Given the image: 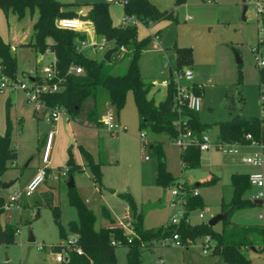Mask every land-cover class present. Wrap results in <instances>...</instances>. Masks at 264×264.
I'll list each match as a JSON object with an SVG mask.
<instances>
[{"label":"rangeland","instance_id":"374dc122","mask_svg":"<svg viewBox=\"0 0 264 264\" xmlns=\"http://www.w3.org/2000/svg\"><path fill=\"white\" fill-rule=\"evenodd\" d=\"M58 1L64 4V10L81 14L90 9L91 3L103 0ZM151 1L157 3L155 0ZM258 2L264 5V0H245L247 9L243 19L241 0H186L181 5H176L175 0H163L162 7L158 4L159 7L174 9L176 21L162 20L149 25L137 23L138 37L143 38L148 34L159 36L156 41L159 47H155L156 43L152 39L150 47L138 57L139 69L144 79L156 81L160 86V91L155 95L157 102L163 100L165 95L162 80L169 77V68L176 67L174 48H192L193 61L189 65L193 73L192 80L188 81L176 73L174 80L178 85L189 89L193 85L200 87L202 107L198 115L209 126L206 134L212 142L217 141L216 122L231 120L236 115L250 118L262 114L264 87L260 86L256 58L264 56L262 48L256 49L263 39L264 15L258 10ZM108 7L112 23L121 25L124 17L123 4L110 3ZM15 22V19L11 21L10 28L0 9V36L12 44L16 36L20 37L17 33L13 35L14 32L19 31L21 36L25 33L27 39L31 33L32 22L29 19L23 20L19 25ZM62 23L77 26L75 20ZM57 24L61 26L60 19ZM82 29L78 31H83ZM94 35L93 29L87 31V45L82 46V51L89 58L101 60L109 49V44L103 50L98 49L92 44V40L96 38ZM15 47L17 70L16 79L12 80L17 82L13 84L25 83L32 86V78L36 75L43 81L46 76L44 69L53 60V55L46 53L39 60V54L34 48L20 43ZM127 63V59L121 61L113 72H123ZM160 71H164V74ZM155 89L156 87L153 92ZM104 105L102 100L99 104L101 111ZM92 108L94 100L88 98L76 117L63 112L60 133L55 135L56 143L59 139L58 146L54 142L51 166L45 182L37 195L29 199V205L16 202L9 206L10 196L16 190L24 188L23 183L29 173L43 165L45 145H41V138L54 125L49 122L47 111H36L34 104L28 102L24 90H12L9 87L0 91V133L10 129L11 143L18 151L17 159L7 161V167L0 173V224L14 225L19 230L14 235V242L0 243V264H56L57 253L53 251L54 248L76 238L75 227L79 223V217L76 208L70 203L67 186L69 173L66 163L70 153L81 167L73 175L75 189L84 203L92 208L96 216V229L107 224L102 216L104 209L109 210L116 218L130 211L131 206L125 199L127 195L134 201L137 213L143 215L144 227L157 228L170 224L175 211L170 205L173 185L164 188L157 184L158 156L151 148V135L144 139L141 136L146 130L139 128L133 92L130 90L127 93L125 105L118 115L120 128L117 131L111 132L89 121L88 111ZM109 109L111 108H107L103 114ZM157 138L163 142L168 171L176 179L183 180L189 190L195 189L203 199V208H208L204 218L198 216L200 208L189 211V215L192 212L194 222L208 223L212 217L223 213V204L230 203L233 198L232 173L257 170L264 172V166L244 162L245 157L262 151L258 143L238 144L235 147L238 149L237 153H226L213 145L208 150L201 151L198 168L182 170L181 146L176 138H169L165 134ZM87 154L95 162H102L101 183L94 180ZM211 178L215 179L212 183L201 184ZM10 182L14 183L9 188L2 186ZM261 191L264 192V186H251L244 197L253 199ZM56 206L58 212L55 211ZM232 221L264 226V203L237 211L232 216ZM215 229H222V222L215 225ZM30 234L34 236L33 241L29 240ZM203 242L204 238L200 237L188 249L176 246L173 239L167 245L156 243L151 249L143 251L142 264H225L218 256L211 255L210 250L205 254ZM40 245L44 248H40ZM244 251L251 259L250 264H264V245L260 252L251 249ZM126 253L125 246L116 247L117 264H127Z\"/></svg>","mask_w":264,"mask_h":264},{"label":"trees","instance_id":"16d2710c","mask_svg":"<svg viewBox=\"0 0 264 264\" xmlns=\"http://www.w3.org/2000/svg\"><path fill=\"white\" fill-rule=\"evenodd\" d=\"M185 2L186 0H175L176 5ZM123 7L124 15H133L139 22L147 25L162 20H177L174 9H162L151 0H126ZM0 9L3 10L10 28L11 21L14 19L18 25L25 19L32 22L31 33L28 39L26 37L27 40L21 44L34 48L38 53L45 54L49 51L56 56L57 75L53 81L58 82L60 89L43 93L42 97L48 107L60 104L74 118L80 113L87 99L93 98L94 108L88 111V119L101 126L100 102L103 100L104 104L108 103L118 119L125 105L127 93L131 90L137 106L139 128L146 130L147 135H151L153 138L151 148L158 156L157 184L166 188L178 181L167 169L162 149L163 142L157 137L165 134L169 138H177L180 133L189 131L191 138L201 140L209 128L200 120L198 111L191 110L187 106L186 100L181 99L180 106L177 105L176 95L178 93L174 72L182 71L184 67L192 64L193 51L190 46L174 48L176 67L172 68L173 74L166 87L164 99L157 102L155 95L160 89L156 88L153 92L154 85L144 79L138 65V57L143 50L150 47L152 35L139 38L136 23L114 25L108 3L105 1L91 3L89 14L97 38L112 42L113 47L116 48L110 61L85 56L78 47V41L85 40L86 33L57 24L61 18L77 16L73 11L64 10V4L58 0H0ZM262 34L263 39L256 50L262 48L264 56V16H262ZM125 59L128 60L126 69L121 73L113 72L117 64ZM73 66L82 67L83 73L72 72L70 68ZM258 67L260 86L264 87V65H258ZM16 70L15 49L11 42L4 41L0 36V77L5 75L10 79H16ZM35 82L41 83L42 81L36 77ZM190 89L199 95V86L193 85ZM261 105L262 114L259 117L245 118L236 115L231 120L216 122L215 126L218 129L216 142L238 144L252 141L264 142V99ZM248 134L251 135V139L247 138ZM86 156L95 182L101 183L102 162H95L89 154ZM17 157V149L11 143L10 129H7L5 133L0 134V173L7 167V161L15 160ZM180 158L182 170L198 168L201 162V150L197 144H189L180 149ZM66 167L69 173L68 179L81 169L71 153ZM214 180L211 178L201 184H210ZM231 184L233 198L230 203L223 204V212H228V217L222 221L220 230L205 221L192 223L185 220L179 224L170 223L157 228H146L143 225V215L137 213L134 201L127 195L125 199L131 206L130 213L134 224L133 235L119 228H108L106 225L96 229V216L92 208L84 203L75 187L68 188L70 203L76 208L79 217V223L75 227L77 236L74 243L66 247L68 251L66 259L56 264H117L115 249L118 246L112 245L113 240H120L121 246L127 248V264H142V253L145 249H151L156 243L176 237L187 246L195 243L200 237H209L214 242L211 255L218 256L223 263L250 264L251 259L244 250L251 248H255L256 252L262 250L264 226L238 224L232 221L234 213L251 208L256 204L254 199L244 197L251 188L249 174L233 173ZM33 197L34 194L29 198L23 197L20 203L24 206L28 205L25 201ZM188 199L189 211L203 208V199L200 194H190ZM262 201L264 203V196ZM55 211L58 212L57 206ZM102 216L109 223L114 222L109 210L104 209ZM16 232L14 225L0 224V243L14 242ZM76 248H80L82 252L79 254ZM60 250L61 245H58L53 251Z\"/></svg>","mask_w":264,"mask_h":264},{"label":"built area","instance_id":"2783aa9c","mask_svg":"<svg viewBox=\"0 0 264 264\" xmlns=\"http://www.w3.org/2000/svg\"><path fill=\"white\" fill-rule=\"evenodd\" d=\"M106 3H122L124 4L126 0H104ZM259 12L264 15V5L260 2L257 4ZM77 21V26L72 27L68 25H64L62 21ZM139 21L135 18V16H129L124 15L122 19V25H126L129 23H138ZM82 23L83 21L79 20V18H61L60 24L62 27H69V28H75V29H82ZM159 38L158 34L152 35V39L154 40L155 47H159L157 44V39ZM107 41L102 39L99 42L92 43L94 46L98 47V49L103 50L105 49L107 45ZM87 42L86 39L82 40L78 47L82 49V46H86ZM48 53H51L47 51ZM53 55V60L50 62L49 65H47L44 69V72L46 74L45 78L43 79V83H37L35 82V78L33 80L32 86H27L25 83H20L18 85H14L13 83L17 82L16 80H12L8 78L5 75L1 76V87L0 91L4 88L11 87L12 90H18L22 89L26 92V95L28 97V102L33 103L35 106V109L37 111L40 110H47L49 114L50 121L53 124H56L62 117L63 112L66 111L64 107L60 104H55L51 107H48L46 105V101L43 99V93L46 91H56L60 89V86L58 82L53 81V79L56 78L57 71H56V56ZM260 56V55H259ZM257 64L259 66L264 65V58L257 57L256 58ZM170 69V68H169ZM172 69V68H171ZM170 69V70H171ZM70 70L74 73L80 74L83 73V68L80 66H73L70 68ZM181 74L186 80L190 81L193 78V73L190 68L184 67L182 71H175L174 75ZM53 81V82H52ZM170 83V79H164L161 83L164 87H167ZM177 83V82H176ZM152 84L154 86H159V84L156 81H153ZM177 105L180 106L181 99L186 100L187 106L194 111L201 110L202 107V99L201 96L194 93L189 87H182L181 85L177 84ZM264 99V96H263ZM101 123L102 126L106 129H108L111 132L117 131L120 128V124L118 122V119L116 118L114 112L112 109H109L105 114L101 117ZM56 131L52 130L49 131L46 138V143L44 147L43 157H42V166H40L37 171L34 173V175L31 177V179L27 182V184L24 186L23 189L16 190L9 198V206H12L16 202H20L23 197L29 198L31 197L38 189L39 187L45 182L48 174H49V167H50V154L53 144V139L55 136ZM142 138L144 139L147 136L146 132H143L141 134ZM248 139H251V135H247ZM176 142L181 146V148L187 147L189 144H197L199 146V149L201 151L208 150L213 145H217L220 150L226 153H236L238 150L236 145L238 143H219V142H212L207 134H204L201 138V140H196L195 138H191V133L189 131L182 132L178 135L176 138ZM253 143H258L262 147L261 153H256L254 155H250L244 158V161L248 164L255 165V166H262L264 164V142H256L252 141ZM249 182L251 186L263 188L264 186V172L263 171H254L249 173ZM190 194L196 195L199 194L195 189L189 190L183 180H178L174 185L173 189L171 190V207L174 208V213L171 216V224H179L182 220H185L186 222L190 221L189 218V199L188 196ZM264 196V192H259L258 194L253 196V199H262ZM208 212V208H200L198 216L199 218H204L205 214ZM108 228H119L124 230L127 234L133 235L134 234V224H133V218L130 213V211L125 212L120 218H117L112 223H108L106 225ZM19 232V230H17ZM132 238V236L130 237ZM75 240V239H74ZM74 240L69 241L68 243H62L61 244V250L57 251L56 253V261L61 262L63 259H66V255L68 253L66 247L70 244L74 243ZM171 239H165L161 242L162 245H167V242ZM174 244L176 246H182L187 247V245H184L183 242L178 238H174ZM189 242V240H188ZM112 245L115 246H121L120 240H113ZM191 245V244H190ZM203 252L205 254H208V250H210V253L214 249V242L209 237L204 238L203 242ZM40 248H44L43 245H40ZM77 252L80 254L82 251L80 248H76ZM162 264V263H159Z\"/></svg>","mask_w":264,"mask_h":264},{"label":"crops","instance_id":"0c3cea01","mask_svg":"<svg viewBox=\"0 0 264 264\" xmlns=\"http://www.w3.org/2000/svg\"><path fill=\"white\" fill-rule=\"evenodd\" d=\"M104 1V0H103ZM157 3V5L159 4L161 7H162V5H161V2L163 1V0H155ZM158 5V6H159ZM89 11H90V9L87 11V12H83V13H81V14H77V18H78V16L79 15H87V14H89ZM122 19H123V17H122ZM121 22H122V20H121ZM121 25H122V23H121ZM82 32H85V33H87V31L89 30V29H93L94 30V25H93V23H92V21L91 20H88V21H83V23H82ZM19 31H16V32H14L13 33V35L15 34V33H17V34H19L20 35V37H18V36H16L15 37V42H14V44H12L13 45V48L15 49V52H16V47H15V45L16 44H18V43H24V41L26 40V37H27V35L24 33V35L23 36H21V34L20 33H18ZM94 33H95V30H94ZM16 34V35H17ZM148 35H152V34H148ZM96 38H94L93 40H92V43H97V42H99L97 39V36H96V34L94 35ZM140 38V37H139ZM101 41V40H100ZM107 44H109V49H111V48H113V43L112 42H108ZM82 50V49H81ZM46 53H48V52H46ZM45 53V54H46ZM39 54V56H38V59L40 60V59H42L43 57H44V55L45 54H41V53H38ZM186 67H188L189 68V66H186ZM171 71H172V74H173V70L171 69ZM160 73L161 74H164V71H160ZM172 75H170V69H169V77L168 78H164V79H170V77H171ZM163 79V80H164ZM32 80H34V78H32ZM162 80V81H163ZM159 88L160 89V86H154V88ZM165 88V90H166V87H164ZM164 97H165V95H164ZM164 99V98H163ZM107 108H110V106L108 105V103H105V105H104V108L102 109V111H101V114H103L104 112H105V110L107 109ZM37 111V110H36ZM41 111V110H40ZM44 111H47V110H44ZM43 111V112H44ZM48 112V111H47ZM45 114L47 115V113L45 112ZM48 116H49V114H48ZM49 118V117H48ZM18 122H20L21 120L19 119V117H18ZM119 120V119H118ZM49 122H51L50 121V118H49ZM60 122H61V119L56 123V124H53L52 122V124L54 125V128L53 129H49V131H52V130H54V131H56V133H55V135H57V134H59L60 133V130H61V125H60ZM100 128H103V126L101 125L100 126ZM48 131V132H49ZM48 132H46L45 134H44V136L41 138V145H45V143H46V138H47V134H48ZM1 134V133H0ZM55 139H56V136H54V139H53V144H52V149H53V147H54V142L56 143V141H55ZM58 142H59V139L57 140V143H56V145L58 144ZM58 146V145H57ZM16 148V147H15ZM52 149H51V153H52ZM238 150V149H237ZM18 152V151H17ZM238 152V151H237ZM236 152V153H237ZM262 152V151H261ZM260 152V153H261ZM50 157H51V154H50ZM245 162V161H244ZM50 166H51V162H50ZM255 166V165H254ZM262 166H264V164L262 165ZM39 168V167H38ZM38 168H36V169H34V170H32L30 173H29V175L26 177V179H25V181H24V183H23V185L25 186L26 184H27V182L31 179V177L34 175V173L37 171V169ZM49 169H50V167H49ZM257 171H262V170H257ZM254 172V171H253ZM235 173V172H234ZM237 173H243V172H237ZM247 174H249V173H251V172H246ZM233 174V173H232ZM12 183H14V182H12ZM40 188V187H39ZM39 191V189L34 193V196L35 195H37V192ZM27 204L29 203V199H27ZM29 205V204H28ZM112 215V214H111ZM112 217L114 218V220H116L117 218L115 217V216H113L112 215ZM189 218H190V221L192 222V223H198V222H194L193 220H192V212H191V214L189 215ZM201 222V221H200ZM109 222L107 221V224H108ZM106 224V225H107ZM215 227V226H214ZM189 248V246H187L186 247V249H188Z\"/></svg>","mask_w":264,"mask_h":264},{"label":"water","instance_id":"95a60500","mask_svg":"<svg viewBox=\"0 0 264 264\" xmlns=\"http://www.w3.org/2000/svg\"><path fill=\"white\" fill-rule=\"evenodd\" d=\"M241 1H242V3H243V19H244V18H245V12H246L247 6L244 5L245 0H241ZM78 18H79V20H81V21H88V20H91V15H90V14H87V15H79ZM114 52H116V48H115V47H113V48H111V49H108V50L106 51V53L104 54V58H103V59H105V60H107V61H110V60H111V56H112V54H113ZM235 54H236L237 60L240 62L241 59L239 58L238 52L236 51ZM170 75H172V71H171V70H170ZM12 184H13V183L10 182V183L3 184L2 186H3L4 188H9L10 186H12ZM67 186H68V188H73V187H75V182H74L73 175H71L70 178L68 179ZM254 203H255L256 205H258V204H262L263 201H262V199H254ZM227 217H228V212L220 213V214H218V215L212 217V218L208 221V224H209L210 226H213V227H214V226L217 225L219 222H222L223 220H225ZM29 240H30V241H33V240H34V236H33L32 234H30V236H29ZM251 250L256 251L255 248H251Z\"/></svg>","mask_w":264,"mask_h":264}]
</instances>
